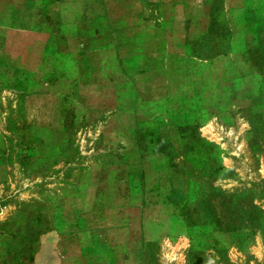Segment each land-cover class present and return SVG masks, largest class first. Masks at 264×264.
I'll return each mask as SVG.
<instances>
[{
  "label": "rangeland",
  "instance_id": "rangeland-1",
  "mask_svg": "<svg viewBox=\"0 0 264 264\" xmlns=\"http://www.w3.org/2000/svg\"><path fill=\"white\" fill-rule=\"evenodd\" d=\"M249 1L242 13L235 3L225 4V0L160 4L100 0L67 5L68 15L77 14L78 22L85 23L76 36L84 50L107 43L108 37L116 43L110 66L99 73L109 74L111 82L103 84L100 92L87 81L83 90L80 82L61 81L52 86V109L61 104V91L71 100L73 113L63 130L52 131L51 137L61 147L55 148L58 158L52 159L51 178L44 177L48 168L42 163V147L32 161L31 148L24 145L25 140L44 135L43 120L49 116L37 107L44 101L36 100L34 113L44 115L39 125H28L32 132L21 125L9 133L19 142L3 148L0 264H28L26 238L40 237L55 221L70 225L108 218L107 211L98 217L90 211L106 207V190L119 185L136 190L125 212L133 240L128 249L143 251L147 258L120 259L119 264H264V9L260 4L257 13H252ZM34 2L0 0V27L20 21L21 26L42 28L44 8ZM12 12L25 15L11 19ZM93 14H99L105 24L109 21L112 28L124 20L131 34L94 35L90 29ZM51 25L59 29L61 20L53 18ZM2 32L0 42L6 38ZM54 56L50 62L53 75L78 78L91 73L90 68L64 66ZM12 76L25 77L3 67V102L17 106L20 100L10 88ZM79 97L85 104L79 103ZM51 113L55 126L58 116ZM61 173L65 174L62 178ZM181 177L188 178L192 190L199 192L190 225L186 205L193 203V192L173 195ZM62 183L67 185L62 190L65 197L55 193ZM100 199L105 200L103 204ZM115 200L124 202L117 194ZM70 230L61 233L62 243L56 245L60 258L40 259L38 264H53L56 259L60 264L79 263L82 246L94 244L83 236L78 242L77 232ZM14 235L22 237L13 240ZM16 241L19 245L11 248L13 258L7 259L4 253ZM121 242L114 244L116 251H123Z\"/></svg>",
  "mask_w": 264,
  "mask_h": 264
},
{
  "label": "crops",
  "instance_id": "crops-1",
  "mask_svg": "<svg viewBox=\"0 0 264 264\" xmlns=\"http://www.w3.org/2000/svg\"><path fill=\"white\" fill-rule=\"evenodd\" d=\"M35 1L36 2L34 3L40 5L42 4L44 8L42 16L44 26L42 28L29 25L21 26L20 21L17 23V25H11L8 27L2 26L3 28L0 27L1 30L4 29V32H2L3 36H6V38L4 37V40L2 37L0 42V168L6 159V156L3 154V148L12 146L13 144L11 143L19 142L18 140H15V138H12L9 133H13L14 130L20 129L19 127H21V125L28 126L32 125V123L34 125L38 124V119H41V115H44V113L35 114L34 108L35 106H37L36 100H43L44 105L37 107L44 108L45 115L47 114L49 116L47 119L43 120L44 126H42V128L44 130V135L39 138H35L34 134L32 133V137L35 139H32L31 141L25 140L24 145L27 148H31L32 161L36 159L35 153H39L38 148L42 147L41 149L42 151H44L42 163H44V165L46 166L45 168H48V171L45 172L46 176L44 175V177H47V175H49L48 177L51 178V163L52 159L57 154L55 148L61 147V142L55 140V137H51L52 131L56 132L57 134V131L63 130L64 125L66 124L65 122L67 120V117L73 113L70 110L71 103L69 101L71 100L66 96L67 93L64 94L61 91V104L55 110L52 109V106H50L51 98L54 95V90L52 86L55 83L57 84L61 81H70L74 85H77V83L80 82V89L83 90L82 84L87 81V83L91 82L93 84L92 89H94L95 92H100L101 89L104 90L103 84L109 85V83L111 82V78L108 76L109 74L107 73V75L103 73L102 75H99L100 69L103 70V68L105 69V66H110V60L112 61L113 55H115L114 50L116 49V43L112 42L113 39H111L110 41V38L108 37L106 41L107 43L99 44L97 48L92 47L91 50L88 51L86 49L84 50L83 44L77 41L76 36L78 33L83 31L82 29L85 27V23L81 24L78 22L79 16L77 14H75L74 17L69 16L67 12V5L70 3L78 2L99 3L100 0ZM115 1L130 2L131 0ZM140 1L143 2V0ZM145 1H151L152 3L160 4L163 2L168 3L167 1L174 2L175 0ZM248 1L249 0H225V4L235 3L237 5L236 8L239 10L240 13H242L244 11L243 9L245 5L247 6L248 4ZM250 2L252 13H257L256 11L260 9V4H262L264 9V0H250L249 3ZM24 15L25 14L23 13L20 17L19 12H17L16 14L12 12L11 19H21L24 17ZM53 18L61 20V26H59V29H57V27H51ZM117 26L118 27H116V25L114 24L112 28L109 21H107V23L105 24L104 19H101L99 14H97L96 16H94V14L92 15L90 29L91 33H93L94 35L104 34L109 36L113 34H123L129 36L131 34V28L128 27L127 22L125 23L124 20L123 23L117 24ZM255 26L258 28V25H254L253 27ZM209 27V29L211 30V20L209 22ZM21 35L23 39L19 41V37ZM38 39L43 40V42L40 43L35 41ZM73 51L77 53H74ZM101 52L107 53L100 54ZM53 55H55L54 58L60 60V62L64 64V66H68L69 64H71L83 68V70L90 68L91 73H82L78 78L77 76L73 78V76L62 75L60 73L53 75V72L50 70V62H52ZM46 65L48 67L46 69H43L46 67ZM4 66L11 68L12 70H15L17 72L23 73L25 75L24 78H27L26 80L24 78L21 80L17 77L12 76L10 79V88L13 89V92L18 96V99L20 100L17 106H13L10 103L5 105V103L3 102V93L5 92V87L4 80L2 77V71ZM89 76H91L90 79ZM73 86L71 88L73 90H77V88L74 89ZM57 88L58 86H56L55 88V94L58 91ZM59 90L62 89L59 87ZM79 103L81 105L85 104L82 97H79ZM79 103L78 101H76L75 106H79ZM51 111L55 113L54 115L58 116V121H56L55 126H53V122L50 118L52 114ZM74 114H76L75 111ZM24 131L32 132V126L26 127ZM6 135L9 137H7ZM57 158L58 157H55V159ZM64 175L65 174L61 173L59 174V177L62 178ZM108 175V178L111 177L110 172ZM188 180V178L181 177V179L179 180V190H173L174 193H177L173 195H184V193H187V195L190 196V191L193 192V196H195L193 197V203L188 202L186 205L188 214L185 218L187 220V223L190 225V212L196 210L195 201L196 195L199 192L197 190H192ZM92 185L93 187L95 186L94 183ZM149 186L151 187V183ZM59 189L60 190L55 193L58 196L65 197V194L62 190H66L67 185L62 183ZM135 192L136 190H128L126 188V185H124V187L119 185V188H117L116 190H106V194L109 196L106 200L107 206L104 207V205H102V207H104L102 208L99 205L98 210H94L91 208L90 212L93 213L92 215L96 217L97 215H99L98 213H102V211H107L109 214H111L108 216V218H103V220L99 218H92L90 219L91 221L83 219L70 225L62 224L61 221H55L54 224L50 227V229L40 237L37 238L36 235L33 238H31V236L27 237L26 246L28 249V264H38V260L51 259L50 257H53L52 259L60 258L59 256L61 254L56 250V245L60 242L62 243L63 237L61 233L68 230V228L71 229L69 232H77L76 240L78 242H80V238L83 236L86 240L90 239V242L94 244L92 247V245H88L86 240L82 242V244H87H84L82 246L81 251L79 252L80 256H77V259L80 260L78 264H83L84 259L87 260V264H91L93 262L100 263L101 260H108V264H119L118 261L120 259H147L145 252L140 250L137 252H133V250H131L132 248L128 249L129 246L132 247L131 244L133 240L130 237L131 229L128 223H126L125 212L127 211V207L132 206V195L135 194ZM115 194L121 196L122 199H124L122 205L117 204V201L115 200ZM111 195H114L113 199L110 197ZM145 196V201L147 202L149 200V196L147 193L145 194ZM60 199H62V197ZM100 200L99 203L102 204L105 201L104 199L101 201ZM178 209L181 210V204L178 205ZM60 212L62 213V208L60 209ZM180 218L182 217H177V219L183 220ZM64 225L66 226L65 229H63ZM96 225L101 226L102 229H97L95 231L94 229H90V227H95ZM66 233L69 236V233ZM116 235L119 236L115 237ZM3 237L6 238L7 236ZM21 237L22 236L15 237L14 235L11 239H21ZM119 242H121L120 244H122L123 246V251H116V247H114V244ZM16 243L17 245H19L17 241L14 244L11 243V245L9 246L10 252L4 253L7 259L13 258V254H11V252H14L11 248L13 247V245H16ZM127 244H129V246ZM56 260H53V264H60V262H57Z\"/></svg>",
  "mask_w": 264,
  "mask_h": 264
}]
</instances>
